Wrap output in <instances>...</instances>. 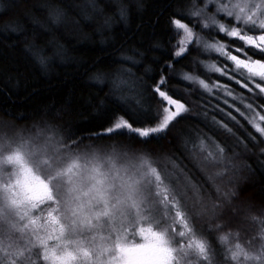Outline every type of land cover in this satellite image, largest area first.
<instances>
[{"label":"trees","instance_id":"1","mask_svg":"<svg viewBox=\"0 0 264 264\" xmlns=\"http://www.w3.org/2000/svg\"><path fill=\"white\" fill-rule=\"evenodd\" d=\"M10 3L16 7L7 13L11 20H0V47L13 43L3 37L17 35L12 29L19 25L26 30V35L16 41L20 49L25 47L24 40L32 41L37 39V32H46L47 35L39 37L37 42L47 44L53 50L62 47L67 61L57 60L47 72L37 65L19 75L0 74L2 148L7 150L25 144L41 147L39 150H46L56 159L116 158L131 161L137 176H141V172L149 178L146 187L168 197L150 200L152 208L158 210L151 226L168 238L176 264H264V204L251 199L250 194L241 196L237 193L235 199L229 195L217 198L206 192L199 194L183 177L177 178L179 173L172 166L171 156L179 157V152L177 146L167 140H152L145 144L126 132L123 135L106 134L110 125L102 100L108 87L102 92L97 91L99 85L89 87L92 82L88 80L91 74L88 69L98 57L108 59L102 49L119 55L109 47L113 36L121 42L128 40L137 33L138 26L140 32H151L159 11L156 0H139L143 9H138L137 0H0V13ZM129 6L132 8L126 24L119 18V9ZM53 10L61 13L59 24L52 20ZM136 39H139L138 34ZM147 55L151 58L158 53L149 52ZM4 66L0 65V68ZM149 66L145 62L136 75L144 76V69ZM174 86L184 87L183 84ZM90 96L96 99H90ZM41 184L44 188L49 187L45 179ZM13 186L7 191L16 196L14 215L2 218L8 220L3 229L11 233L0 230V264H47L43 251L41 256L37 253L40 243L49 247L56 245V239L48 238L53 237V231L56 233L55 226L46 218L48 207L37 205L34 193ZM234 188L235 185L226 186L225 192L233 193ZM180 194L187 195L191 208L208 210V221L206 217L202 223L199 221L200 227L188 237L182 236L178 227L168 233L165 227L169 220L164 215H167L165 210L169 204L170 209H173L172 205L182 207L183 196ZM48 210L53 213L52 209ZM22 217L28 225L23 224ZM19 226L32 231L29 235L20 229L14 231L13 227ZM134 229L130 228V231L135 234ZM124 230L126 232L129 228ZM18 232L21 233L18 239L20 249L9 241ZM134 242L138 240L135 238ZM234 253H238L235 259Z\"/></svg>","mask_w":264,"mask_h":264},{"label":"snow or ice","instance_id":"2","mask_svg":"<svg viewBox=\"0 0 264 264\" xmlns=\"http://www.w3.org/2000/svg\"><path fill=\"white\" fill-rule=\"evenodd\" d=\"M156 3L159 11L151 32H140L138 26L128 40L113 36L109 47L119 55L102 49L108 59L98 57L88 69L89 87L99 85L98 92L108 87L102 100L110 125L106 134L126 132L145 144L167 140L179 152V157L171 156L177 178L183 177L199 194L231 199L237 193L250 194L264 204V20L242 29L241 15L234 14L242 7L239 2L230 6L225 0ZM137 6L144 7L139 0ZM14 7L10 3L0 15ZM131 8L119 9L126 24ZM51 16L60 23L58 10ZM249 23L245 17L244 24ZM12 32L18 34L3 39L13 43L0 47V65H5L0 74L19 75L37 65L47 72L57 60L67 61L62 47L53 50L37 42L46 32L24 40L23 49L16 41L26 30L17 25ZM149 52L158 55L149 58ZM145 62L150 66L138 77L136 72ZM179 84L184 87L174 86ZM232 185L233 193H226V186Z\"/></svg>","mask_w":264,"mask_h":264},{"label":"rangeland","instance_id":"3","mask_svg":"<svg viewBox=\"0 0 264 264\" xmlns=\"http://www.w3.org/2000/svg\"><path fill=\"white\" fill-rule=\"evenodd\" d=\"M238 2L242 7L234 9V14L241 15L242 29L252 28L264 20L262 0H225L229 6ZM258 5L260 11L257 13ZM245 17L252 23L245 25ZM40 148L24 144L4 150L0 145L2 232L11 233L3 229L8 220L2 218L14 215L16 196L7 191L14 185L13 188L34 193L37 205L48 207L54 213L50 214L47 208V221L55 226L56 231L48 238L56 239V245L49 247L40 243L37 253L41 256L43 251L47 264H176L168 238L151 226L158 210L152 208L150 200L168 197L146 187L149 178L141 172V176H137L131 161L116 158L56 159ZM43 179L48 188L42 187ZM180 196H183L181 209L174 205L171 207L175 211L170 209V203L165 210L167 215L164 217L169 220L165 227L167 233L178 227L180 234L188 237L195 234L205 217L208 221V210L191 208L187 195ZM23 224L29 223L24 221ZM124 228L129 230L125 232ZM13 229H20L23 234L28 232L27 235L32 231L22 226ZM19 238L20 232L9 239L18 249ZM135 238L138 242H134ZM198 248L203 252L201 246Z\"/></svg>","mask_w":264,"mask_h":264},{"label":"clouds","instance_id":"4","mask_svg":"<svg viewBox=\"0 0 264 264\" xmlns=\"http://www.w3.org/2000/svg\"><path fill=\"white\" fill-rule=\"evenodd\" d=\"M12 17L10 15H0V20H3V21H9L11 20Z\"/></svg>","mask_w":264,"mask_h":264},{"label":"flooded vegetation","instance_id":"5","mask_svg":"<svg viewBox=\"0 0 264 264\" xmlns=\"http://www.w3.org/2000/svg\"><path fill=\"white\" fill-rule=\"evenodd\" d=\"M254 26H258V25H254ZM253 27V26H252Z\"/></svg>","mask_w":264,"mask_h":264}]
</instances>
